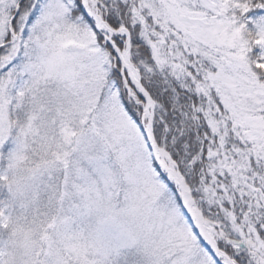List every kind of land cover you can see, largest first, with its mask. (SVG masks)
<instances>
[{"label":"snow or ice","instance_id":"1","mask_svg":"<svg viewBox=\"0 0 264 264\" xmlns=\"http://www.w3.org/2000/svg\"><path fill=\"white\" fill-rule=\"evenodd\" d=\"M0 264H264V0H0Z\"/></svg>","mask_w":264,"mask_h":264}]
</instances>
